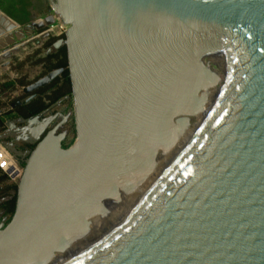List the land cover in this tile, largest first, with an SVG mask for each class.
I'll return each instance as SVG.
<instances>
[{
  "label": "water",
  "instance_id": "95a60500",
  "mask_svg": "<svg viewBox=\"0 0 264 264\" xmlns=\"http://www.w3.org/2000/svg\"><path fill=\"white\" fill-rule=\"evenodd\" d=\"M48 2L45 24L25 27L0 10V64L35 29L67 26L46 54L67 50L76 140L64 149L56 126L30 153L15 213L0 228V264H41L60 251L118 196L128 149L173 144L167 129L186 123L200 92L219 83L204 65L212 54L246 65L224 107L142 205L69 264H264V0ZM148 162L128 168L152 169Z\"/></svg>",
  "mask_w": 264,
  "mask_h": 264
},
{
  "label": "bare ground",
  "instance_id": "6f19581e",
  "mask_svg": "<svg viewBox=\"0 0 264 264\" xmlns=\"http://www.w3.org/2000/svg\"><path fill=\"white\" fill-rule=\"evenodd\" d=\"M205 60L204 65H208L211 68L212 66L215 67L213 69L210 68V70L213 72V76L219 79V83L217 86L205 88L200 92L199 98L202 100V106L192 116L193 120H197V123L193 127L191 126L190 130L186 129L180 137L179 133L182 130H180V127L171 126L168 128L167 130L170 132L165 133L168 138L165 142L169 143L173 141V144H168L164 149L159 147V149H128L127 158H129V161L126 164V171L127 169L128 171L126 175L122 174L121 176L124 180H121V183L117 184L116 195H118V198L114 196L113 200L103 201V206H101L97 215L88 220L86 230L70 232L67 235L65 247H61L60 251L51 256L50 252L40 256V259H42L41 264H69L92 250L111 235L142 205L158 183L186 154L210 121L224 107L234 90L235 83L237 84L243 74H240V77L232 86H224L223 82L230 81L237 76L239 67H242V70L245 72L246 65L239 58L226 59L214 54L208 55L205 57ZM209 109L210 111L207 115ZM138 137L141 138V136ZM145 141L149 145H153L150 139H145ZM154 150L161 151L156 161L154 159ZM148 158V164H152V169L131 171L128 168L131 166L134 169L135 165L136 167L144 166L147 168ZM125 210L126 213L122 215L120 212ZM32 254L34 255V251H32Z\"/></svg>",
  "mask_w": 264,
  "mask_h": 264
},
{
  "label": "rangeland",
  "instance_id": "374dc122",
  "mask_svg": "<svg viewBox=\"0 0 264 264\" xmlns=\"http://www.w3.org/2000/svg\"><path fill=\"white\" fill-rule=\"evenodd\" d=\"M50 9H51L50 4L48 2L47 4H45L42 10L37 11L33 9L32 10L33 20L31 21L29 25H32L33 23L37 25L45 24V21H47L49 17L53 15L52 12H49ZM46 29L47 27L41 30L35 29V32L30 33L26 37L25 40L18 41L19 43H17V45L20 46V49L17 51H13L12 46H9L7 48L11 54L9 55V57H7L8 59L3 60V62L0 64V68L3 67V70H1L0 72V111L1 110L9 111L12 103L16 102L17 100H22L27 97L26 94H24V91H23L24 88H27L30 85L36 83L38 80L47 76L50 73L49 66L50 64L52 65L54 62L49 64V63H42L40 61L47 56L46 52L48 51V49L52 47L53 44H55V42L58 41L56 39H59V38L48 35L46 33ZM21 30L23 31H20L19 29L15 31L21 34L23 32L26 33L24 28H22ZM207 67L211 68L208 65ZM213 68L215 67L212 66L211 69ZM238 74H237L238 78L240 77V74H244L242 67L238 68ZM237 76L232 78L229 81L228 85L232 86ZM12 82L14 86L11 89V87H9L7 84L12 83ZM223 85L226 86L227 82H223ZM52 110L54 111L55 115L56 113L57 115L58 114L64 115V117H66L67 119V122L63 126L60 124L63 121L61 120L62 118L56 119V117H53V120L56 119L55 121L56 123H53L50 126V128L47 129V131L44 133V135L42 136L40 140H42L50 131H52L53 127L58 126L56 136H61L63 134H66V140L62 143V146L64 149H67L71 147L76 140V125H75V119H74V101H73L72 96L70 99L64 98L61 101L54 104L50 112H52ZM209 111L210 109L208 110L207 115L209 114ZM50 114H53V113H50ZM48 117L49 115L47 114L45 118H48ZM196 121L197 120H193L192 116L187 119L186 123H184V126L179 125V123L175 121V127H180V130L182 129L181 132L179 133V137L183 135L186 129L190 130V127L191 126L193 127L194 124L197 123ZM5 129H7V127ZM1 140H2L1 142H4V143L8 141L7 139L4 138L3 134H2ZM19 145L21 147L22 146L24 147V145L21 143ZM36 145L37 144H34L33 146H29L28 147L29 151L32 152L33 149L36 147ZM160 153L161 151L159 150L156 154L155 161L157 160V157L159 156ZM29 155L27 159L29 158ZM24 166H20V167L23 169ZM18 174L20 175V177L19 179L16 180V182L10 183L11 180L9 179L0 181V228L1 229L10 222L13 216L10 214H6L5 208H4L6 204L5 203L6 199H3V198L4 196L7 195V192H8V188H6V185L15 184L18 186L21 175H22V171L17 172L16 175H14L15 176L14 179H16ZM1 176L2 174H0V180H1ZM120 213L123 215L126 213V210Z\"/></svg>",
  "mask_w": 264,
  "mask_h": 264
},
{
  "label": "trees",
  "instance_id": "16d2710c",
  "mask_svg": "<svg viewBox=\"0 0 264 264\" xmlns=\"http://www.w3.org/2000/svg\"><path fill=\"white\" fill-rule=\"evenodd\" d=\"M47 4V0H0V10L7 14L16 23L27 26L33 20L31 10H42ZM60 39H64V36ZM56 39V40H60ZM53 46V45H52ZM40 62L52 63L49 66V72L54 70L65 69L64 73L56 78L49 86L38 90V98L33 100L26 107L16 111L17 114L23 116L24 119H31L47 109L51 108L54 104L61 101L66 97L72 96V87L68 71V60L66 48L60 49L57 53L47 55ZM9 87L14 86L13 82L7 84ZM10 114L0 116V131L3 129L5 124V117H9ZM7 180L6 175H2L1 180ZM16 190L17 187H11ZM16 197L10 202H7L4 206L7 214L14 215L16 209Z\"/></svg>",
  "mask_w": 264,
  "mask_h": 264
},
{
  "label": "crops",
  "instance_id": "0c3cea01",
  "mask_svg": "<svg viewBox=\"0 0 264 264\" xmlns=\"http://www.w3.org/2000/svg\"><path fill=\"white\" fill-rule=\"evenodd\" d=\"M40 122L42 123L46 122L45 123L46 127H43L44 124H41ZM40 122L33 121V120L31 122H28L23 119L14 120L13 122L7 121V125H6L7 129L3 132V135H4V138L8 139L11 142V144L8 146L6 145L4 146L9 152H11L14 156H16L19 162L22 159L26 160L28 155L31 152L29 151V149H24V148L20 149V145H19L20 144V140H19L20 133H26L29 138L31 137V139L33 138L37 139L39 135L43 132L42 128L46 129L47 127L51 126L53 122V118L40 119ZM1 137L2 136L0 134V139ZM7 179L11 180L10 183L16 182V179H10L8 176H7ZM6 187H8V184L6 185Z\"/></svg>",
  "mask_w": 264,
  "mask_h": 264
},
{
  "label": "flooded vegetation",
  "instance_id": "af4514ba",
  "mask_svg": "<svg viewBox=\"0 0 264 264\" xmlns=\"http://www.w3.org/2000/svg\"><path fill=\"white\" fill-rule=\"evenodd\" d=\"M47 2H48V0H47ZM49 3V2H48ZM45 4H46V2H45ZM33 10V9H32ZM31 10V12H32V14H33V11ZM38 92V91H37ZM37 92H34V93H32V94H26V98H24V99H22V100H17L16 102H14V103H12V105H11V107H10V109H9V111H7V110H1L0 111V116H3V115H5V114H10L9 115V117H5V124H4V127H3V129L0 131V134H1V136H2V134H3V132L6 130L5 128H6V125H7V121H14V120H18V119H23V120H32V119H34L35 117H37V116H40V119H49V118H53V117H56V119H58V118H61V117H59V116H57V113H56V115H55V113H54V111L52 110V112H50V110L53 108V106L51 107V108H49V109H47L46 111H44V112H42L41 114H39V115H37V116H35V117H33V118H31V119H24L23 118V116H21V115H19V114H17L16 113V111H18L19 109H22V108H24V107H26V105H28L29 103H31L33 100H35L36 98H38V96H39V94H37ZM25 94V93H24ZM33 95H37V97L36 98H34L32 101H30L28 104H24L31 96H33ZM12 113H11V112ZM50 113H53V114H50ZM49 115V117L48 118H45L46 117V115ZM53 115V116H52ZM14 116V117H13ZM56 119L55 120H53V122H52V124L53 123H56L55 121H56ZM61 120H63V119H61ZM64 122L62 121V123H60V124H62L63 126L65 125V124H63ZM51 124V125H52ZM49 125H50V123H49ZM48 128H50V126L49 127H47L40 135H39V137H38V139H36V138H33V139H31V137L29 138L28 136H27V134L26 133H20V143L21 144H23L24 145V147L22 146H20V149L21 148H24V149H28V147L29 146H33L34 144H38V142L40 141V139L42 138V136L44 135V133L47 131V129ZM53 129H54V127H53ZM6 139V138H5ZM8 140V139H7ZM4 143V142H3ZM5 145H10L11 144V142L8 140V141H6L5 143H4ZM31 153V152H30ZM18 160V159H17ZM19 162V161H18ZM25 162H26V160L25 159H22L19 163H20V166H24L25 165ZM1 174V173H0ZM2 175H4V174H2ZM2 177V176H1ZM17 187V185H15V184H11V185H9L8 184V187H6V188H8V192H7V195L6 196H4V198L3 199H6V202L5 203H7V202H10L11 200H13L14 199V197H16V199H17V196L16 195H14V193H16V191H17V189L16 190H14V189H11V187L13 188V187ZM8 198V199H7ZM10 199V200H9ZM5 212H6V210H5ZM6 214H7V212H6Z\"/></svg>",
  "mask_w": 264,
  "mask_h": 264
},
{
  "label": "built area",
  "instance_id": "2783aa9c",
  "mask_svg": "<svg viewBox=\"0 0 264 264\" xmlns=\"http://www.w3.org/2000/svg\"><path fill=\"white\" fill-rule=\"evenodd\" d=\"M67 30V26L57 21L55 24L47 27L46 33L60 39L65 35ZM1 141L0 139V173L7 175L10 179H14V175L19 171L23 172V169L20 167L18 160L5 148ZM19 177L20 175L18 174L16 180L19 179Z\"/></svg>",
  "mask_w": 264,
  "mask_h": 264
}]
</instances>
